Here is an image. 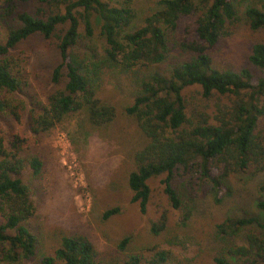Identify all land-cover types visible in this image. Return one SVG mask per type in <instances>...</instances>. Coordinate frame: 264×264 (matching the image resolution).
<instances>
[{"label": "trees", "instance_id": "trees-1", "mask_svg": "<svg viewBox=\"0 0 264 264\" xmlns=\"http://www.w3.org/2000/svg\"><path fill=\"white\" fill-rule=\"evenodd\" d=\"M31 0L0 3V118L22 124L39 134L67 115L82 113L94 127L109 123L113 107L100 100L101 80L131 99L124 107L144 137L132 154L133 169L126 177L130 201L143 214L149 199L148 181L157 177L169 207L181 200L171 185L180 171L201 184L219 202L227 191L223 182L235 174L257 175L264 171V44H251L247 62L252 68L216 65L209 54L227 35L236 19L235 0H156L155 9L136 23L132 0H35L48 10L42 16L18 10ZM194 18L196 40L172 47L188 54L172 58L168 36L182 18ZM252 31H264V0H254L243 10ZM93 23L98 25L93 42ZM54 39L58 55L51 69L52 87L43 100L22 93L25 82L9 53L31 36ZM197 86L212 106H191L185 88ZM21 96V98L19 97ZM212 108V109H211ZM20 139L7 144L0 137V264H26L35 255L37 238L28 227L34 212L31 188L22 180L28 166L36 177L41 162L22 158ZM25 162V164H24ZM196 183V182H194ZM255 208L264 212V183L256 186ZM118 213L106 209L101 219ZM187 218V214L183 216ZM161 218L149 232L163 229ZM246 227L264 229L257 217L226 218L215 226L219 236L237 234ZM125 236L115 245L120 257L99 256L81 235L61 236L52 256L40 264H171L168 251L155 249L147 258L128 250ZM264 264V236L248 232L243 244L229 246L211 258V264Z\"/></svg>", "mask_w": 264, "mask_h": 264}, {"label": "rangeland", "instance_id": "rangeland-1", "mask_svg": "<svg viewBox=\"0 0 264 264\" xmlns=\"http://www.w3.org/2000/svg\"><path fill=\"white\" fill-rule=\"evenodd\" d=\"M156 0H132L131 8L140 23L155 9ZM254 0H235L236 19L227 29V35L209 51L212 61L229 68L254 69L247 62L251 44H264V31L252 32L243 17V10ZM1 3V0H0ZM18 10L42 16L45 6L31 0L18 6ZM194 18H182L176 30L168 36L172 58H187L173 43L186 44L193 34ZM93 42L97 39L98 25L93 23ZM54 39L43 40L34 35L19 43L9 55L14 59L20 79L25 82L22 93L43 100L51 91L49 73L58 61ZM97 97L114 109L112 120L100 127L89 125L82 113L67 115L52 128L32 134L10 119L0 118V137L7 144L11 137L21 141L22 158L36 157L42 166L33 177L28 166L22 170V180L31 188L34 212L28 227L37 238L35 255L26 264H40L52 256L61 236L85 237L99 256L120 257L115 245L119 239H130L128 250L147 259L160 249L172 256L171 264H211V258L221 250L243 244L248 232L264 236V229L246 227L235 235L219 236L215 226L226 218L257 217L264 223V212L255 208L258 198L256 186L264 183V171L257 175L235 174L227 177L223 188L227 191L219 202L209 193V186L201 184L187 174L177 171L171 185L176 189L181 206L172 210L162 192L157 177L148 181L149 199L143 214L130 201L131 192L126 177L133 169L132 154L144 144V137L135 121L124 114L131 99L113 91L111 80H101ZM189 104L212 106L215 101L203 100L197 86L183 90ZM21 98V96H19ZM212 109V108H211ZM196 182V183H194ZM116 207L118 213L106 220L101 214ZM187 214V218L183 216ZM163 218L165 224L156 235L148 230L152 223ZM1 222V218H0ZM235 264V263H232Z\"/></svg>", "mask_w": 264, "mask_h": 264}]
</instances>
